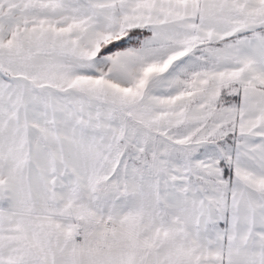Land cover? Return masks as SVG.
Masks as SVG:
<instances>
[{"label": "snow or ice", "instance_id": "obj_1", "mask_svg": "<svg viewBox=\"0 0 264 264\" xmlns=\"http://www.w3.org/2000/svg\"><path fill=\"white\" fill-rule=\"evenodd\" d=\"M0 264H264V0H0Z\"/></svg>", "mask_w": 264, "mask_h": 264}]
</instances>
